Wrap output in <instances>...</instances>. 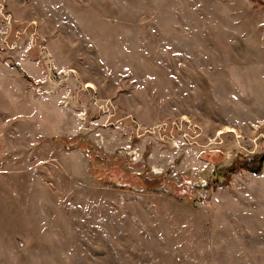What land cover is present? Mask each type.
I'll return each mask as SVG.
<instances>
[{
	"label": "rangeland",
	"instance_id": "rangeland-1",
	"mask_svg": "<svg viewBox=\"0 0 264 264\" xmlns=\"http://www.w3.org/2000/svg\"><path fill=\"white\" fill-rule=\"evenodd\" d=\"M262 155L264 0H0V264H264Z\"/></svg>",
	"mask_w": 264,
	"mask_h": 264
},
{
	"label": "trees",
	"instance_id": "trees-1",
	"mask_svg": "<svg viewBox=\"0 0 264 264\" xmlns=\"http://www.w3.org/2000/svg\"><path fill=\"white\" fill-rule=\"evenodd\" d=\"M263 162H264V155L254 159V163L253 162L252 163L256 164V167H255L256 169L249 168V170H251V172H254V173L260 172V170H261V168L263 166Z\"/></svg>",
	"mask_w": 264,
	"mask_h": 264
},
{
	"label": "built area",
	"instance_id": "built-area-1",
	"mask_svg": "<svg viewBox=\"0 0 264 264\" xmlns=\"http://www.w3.org/2000/svg\"><path fill=\"white\" fill-rule=\"evenodd\" d=\"M62 72H64V71H62ZM45 92V91H44Z\"/></svg>",
	"mask_w": 264,
	"mask_h": 264
}]
</instances>
